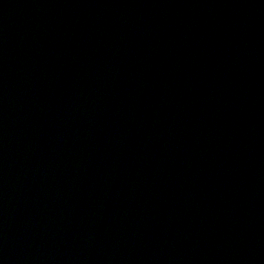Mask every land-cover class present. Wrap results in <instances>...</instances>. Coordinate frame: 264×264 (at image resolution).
Returning <instances> with one entry per match:
<instances>
[{
    "label": "water",
    "instance_id": "1",
    "mask_svg": "<svg viewBox=\"0 0 264 264\" xmlns=\"http://www.w3.org/2000/svg\"><path fill=\"white\" fill-rule=\"evenodd\" d=\"M0 264H264V0H0Z\"/></svg>",
    "mask_w": 264,
    "mask_h": 264
}]
</instances>
